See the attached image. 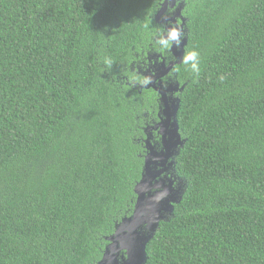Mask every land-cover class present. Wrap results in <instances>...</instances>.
Listing matches in <instances>:
<instances>
[{"label":"trees","instance_id":"16d2710c","mask_svg":"<svg viewBox=\"0 0 264 264\" xmlns=\"http://www.w3.org/2000/svg\"><path fill=\"white\" fill-rule=\"evenodd\" d=\"M163 1L0 0V264H96L132 214L160 106L145 84L173 59ZM177 7L201 71L163 77L183 87L164 173L182 192L145 264H264V0Z\"/></svg>","mask_w":264,"mask_h":264},{"label":"water","instance_id":"95a60500","mask_svg":"<svg viewBox=\"0 0 264 264\" xmlns=\"http://www.w3.org/2000/svg\"><path fill=\"white\" fill-rule=\"evenodd\" d=\"M174 7L175 0H164L155 14V21L170 22L169 26H179L183 30V40L180 48L174 45L170 52L173 60L161 61L157 71L150 77L145 87H151L159 96L160 119L153 128L160 137V146L152 143L150 136L144 140L145 154L141 177L134 186L136 200L132 214L124 217L113 234L106 237L101 259L96 264H145L147 260L146 245L153 236L159 222L169 216L178 202L182 186L175 187L174 179L164 174L173 166V157L184 140L179 132L176 115L180 98L178 93L183 87L178 83H163V77L182 62L187 43L183 25L185 19L180 8L172 15L164 16L167 6ZM177 18L181 20L180 24ZM149 131V130H148Z\"/></svg>","mask_w":264,"mask_h":264},{"label":"clouds","instance_id":"9594fccd","mask_svg":"<svg viewBox=\"0 0 264 264\" xmlns=\"http://www.w3.org/2000/svg\"><path fill=\"white\" fill-rule=\"evenodd\" d=\"M153 39L159 46L160 51H170L173 45L176 48H180L183 40V30L179 26H169L162 33L154 34ZM182 63L186 66L187 70L198 75L201 71L199 51L195 49L188 51L183 55Z\"/></svg>","mask_w":264,"mask_h":264},{"label":"flooded vegetation","instance_id":"af4514ba","mask_svg":"<svg viewBox=\"0 0 264 264\" xmlns=\"http://www.w3.org/2000/svg\"><path fill=\"white\" fill-rule=\"evenodd\" d=\"M164 16H166V15H164ZM168 24H170V22H164V25H165V27H166V25H168ZM157 71V70H156ZM153 75V74H152ZM152 75H150L149 77H148V81H149V79H150V77L152 76ZM176 94V93H175ZM160 113H158L157 114V116H158V119H160V115H159ZM158 119L154 122V125L156 124V122L158 121ZM153 125V126H154ZM153 126L152 125H150V126H148V127H151V128H153ZM148 130H149V128H148ZM156 131V130H155ZM157 132V131H156ZM161 176H163L164 177V173H163V175H161ZM175 204V203H174Z\"/></svg>","mask_w":264,"mask_h":264},{"label":"rangeland","instance_id":"374dc122","mask_svg":"<svg viewBox=\"0 0 264 264\" xmlns=\"http://www.w3.org/2000/svg\"><path fill=\"white\" fill-rule=\"evenodd\" d=\"M148 128H151V127H147V130H145V134H146V137L143 139V141L148 137V136H152V134H150V129L148 131ZM149 138V137H148ZM153 139V137H151V140Z\"/></svg>","mask_w":264,"mask_h":264}]
</instances>
